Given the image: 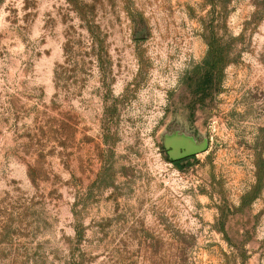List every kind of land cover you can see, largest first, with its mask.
<instances>
[{
    "label": "rangeland",
    "instance_id": "obj_1",
    "mask_svg": "<svg viewBox=\"0 0 264 264\" xmlns=\"http://www.w3.org/2000/svg\"><path fill=\"white\" fill-rule=\"evenodd\" d=\"M0 264H264V0H0Z\"/></svg>",
    "mask_w": 264,
    "mask_h": 264
},
{
    "label": "flooded vegetation",
    "instance_id": "obj_2",
    "mask_svg": "<svg viewBox=\"0 0 264 264\" xmlns=\"http://www.w3.org/2000/svg\"><path fill=\"white\" fill-rule=\"evenodd\" d=\"M168 129L161 137V146L168 158L175 164H181L195 157L199 154V152L195 151H198L202 143L206 141V139L201 138L199 131L195 128L192 131L188 130L190 133L174 126H170ZM170 143L175 146L167 147V144ZM188 151H193L194 153L186 155Z\"/></svg>",
    "mask_w": 264,
    "mask_h": 264
},
{
    "label": "water",
    "instance_id": "obj_3",
    "mask_svg": "<svg viewBox=\"0 0 264 264\" xmlns=\"http://www.w3.org/2000/svg\"><path fill=\"white\" fill-rule=\"evenodd\" d=\"M172 143L170 144H167V147H170V146H175V145H171ZM208 148V141H204V143H202L201 147L198 149V151H195V152H203V151H206V149ZM194 152L193 151H188L186 153V155H191L193 154ZM173 157V156H172ZM175 159V157H173Z\"/></svg>",
    "mask_w": 264,
    "mask_h": 264
},
{
    "label": "trees",
    "instance_id": "obj_4",
    "mask_svg": "<svg viewBox=\"0 0 264 264\" xmlns=\"http://www.w3.org/2000/svg\"><path fill=\"white\" fill-rule=\"evenodd\" d=\"M211 65V64H209ZM212 66V65H211ZM215 69L217 70L218 69V66L217 65H213L209 70H207L205 76L209 77V75H211V78H212V75L213 73L215 72ZM205 81V80H204ZM204 81L203 83H201L202 85L201 86H204Z\"/></svg>",
    "mask_w": 264,
    "mask_h": 264
}]
</instances>
